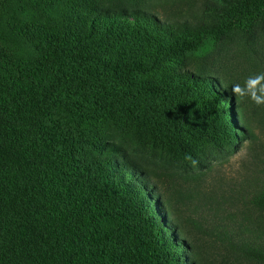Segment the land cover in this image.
<instances>
[{
  "label": "trees",
  "instance_id": "obj_1",
  "mask_svg": "<svg viewBox=\"0 0 264 264\" xmlns=\"http://www.w3.org/2000/svg\"><path fill=\"white\" fill-rule=\"evenodd\" d=\"M198 7L202 19L144 0H0V264H264V166L236 216L196 190L167 196L107 136L148 112L168 130L154 145L200 167L197 141L221 154L251 137L211 56L226 32L251 35L264 0ZM184 107L204 122L194 133L174 118Z\"/></svg>",
  "mask_w": 264,
  "mask_h": 264
},
{
  "label": "rangeland",
  "instance_id": "obj_2",
  "mask_svg": "<svg viewBox=\"0 0 264 264\" xmlns=\"http://www.w3.org/2000/svg\"><path fill=\"white\" fill-rule=\"evenodd\" d=\"M198 1L144 0V3L156 7L166 17L177 13L178 16L202 19ZM219 49H222L220 54L215 53L211 59L226 65L224 75L234 89L239 86L243 90L248 80L261 78L256 88L250 92H237L252 135L240 140L235 149L216 154L207 143L199 140L194 150L201 167L195 166L184 161L178 149L168 152L165 148L154 145L152 133H159L166 138L168 130L156 131L154 125L157 122L148 112L141 118L131 114L122 118L119 124H108L106 129L107 136L126 151L128 158L125 165L133 161L142 166L162 186L167 196H176L174 192L181 190H196L200 195L211 196L218 202L224 200L225 211L239 216L245 205L240 199L250 197L253 193L259 169L264 166V20L258 23L250 36L234 31L226 32ZM205 62L209 63V60ZM190 63L189 61L188 65ZM197 67L201 70L208 66L199 62ZM257 97L260 98V103L255 102ZM231 107L235 110L233 105ZM174 118L184 129L192 130L193 133L204 123L189 107L178 108L174 112ZM238 127L241 128L242 125L238 124ZM193 215L197 218L203 216L215 223L216 216L212 210H196ZM205 221L207 224L208 220ZM184 254L186 257L189 255L187 252Z\"/></svg>",
  "mask_w": 264,
  "mask_h": 264
},
{
  "label": "clouds",
  "instance_id": "obj_3",
  "mask_svg": "<svg viewBox=\"0 0 264 264\" xmlns=\"http://www.w3.org/2000/svg\"><path fill=\"white\" fill-rule=\"evenodd\" d=\"M260 79H261L260 77H257L255 80L250 79V80L247 81L245 89L242 90L239 86H237L235 91L238 92V93H241V94L244 91H249L250 92L251 90L256 88V86L259 83ZM255 102L256 103H260L261 102L260 98H258V97L255 98Z\"/></svg>",
  "mask_w": 264,
  "mask_h": 264
}]
</instances>
